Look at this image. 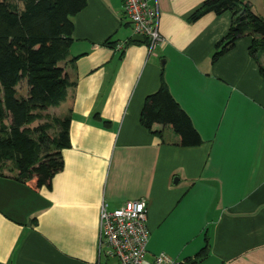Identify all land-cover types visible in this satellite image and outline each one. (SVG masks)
Here are the masks:
<instances>
[{
    "label": "crops",
    "instance_id": "0c3cea01",
    "mask_svg": "<svg viewBox=\"0 0 264 264\" xmlns=\"http://www.w3.org/2000/svg\"><path fill=\"white\" fill-rule=\"evenodd\" d=\"M206 1L150 0L164 39L150 55L145 39L132 41L123 0H86L73 18L76 60L62 65L75 82L58 107L70 112L63 169L50 188L0 177V264H97L100 205L130 200L146 203L148 260L264 264V78L250 37L212 63L231 15L191 21ZM242 1L264 19V0ZM161 78L199 146L181 147L169 127H152L161 136L141 127ZM206 238L208 255L196 258Z\"/></svg>",
    "mask_w": 264,
    "mask_h": 264
},
{
    "label": "trees",
    "instance_id": "16d2710c",
    "mask_svg": "<svg viewBox=\"0 0 264 264\" xmlns=\"http://www.w3.org/2000/svg\"><path fill=\"white\" fill-rule=\"evenodd\" d=\"M85 6L86 0H0V177H6L3 168L9 164L16 172L13 179L50 188L52 177L63 169L61 151L70 147V112L61 118L46 112L63 104L68 91L75 88L63 66L76 60H68L73 18ZM209 12L231 15L228 32L216 45L212 63L232 50L240 38L250 37L249 56L264 78V19L242 0H207L190 20ZM143 42L147 45L146 39ZM104 44L113 49L117 46L108 40ZM22 83L25 96L18 91ZM93 117L99 120L97 113ZM37 122L41 123L31 128ZM139 122L156 136L161 135L152 131L154 125L169 127L181 147L201 144L163 78L158 90L145 98ZM208 247L206 238L196 258L206 257Z\"/></svg>",
    "mask_w": 264,
    "mask_h": 264
},
{
    "label": "built area",
    "instance_id": "2783aa9c",
    "mask_svg": "<svg viewBox=\"0 0 264 264\" xmlns=\"http://www.w3.org/2000/svg\"><path fill=\"white\" fill-rule=\"evenodd\" d=\"M123 12L130 22L132 33L147 40L151 55L164 42L158 32L157 6L150 5V0H123ZM146 220L145 201L130 200L111 211L106 203H102L99 209L97 264H189L185 260H173L163 253L152 260L147 259L149 237Z\"/></svg>",
    "mask_w": 264,
    "mask_h": 264
},
{
    "label": "rangeland",
    "instance_id": "374dc122",
    "mask_svg": "<svg viewBox=\"0 0 264 264\" xmlns=\"http://www.w3.org/2000/svg\"><path fill=\"white\" fill-rule=\"evenodd\" d=\"M19 94L22 95V96H25L26 95V87H25V84L22 83L20 86H19ZM62 111H63V108H51L49 109L46 113L50 116V117H57V118H61V114H62ZM41 122H37V123H34L31 125V128H34L36 127L38 124H40ZM3 174L6 175V176H15L16 175V172L15 171H12L11 167L9 164H6V166L3 168Z\"/></svg>",
    "mask_w": 264,
    "mask_h": 264
},
{
    "label": "water",
    "instance_id": "95a60500",
    "mask_svg": "<svg viewBox=\"0 0 264 264\" xmlns=\"http://www.w3.org/2000/svg\"><path fill=\"white\" fill-rule=\"evenodd\" d=\"M132 41H143V38L140 37V36H134V37L132 38Z\"/></svg>",
    "mask_w": 264,
    "mask_h": 264
}]
</instances>
